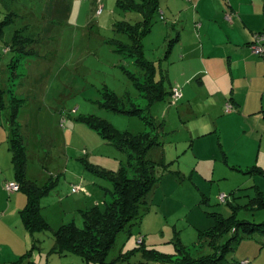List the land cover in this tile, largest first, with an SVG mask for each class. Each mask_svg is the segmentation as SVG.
<instances>
[{
  "label": "rangeland",
  "instance_id": "obj_1",
  "mask_svg": "<svg viewBox=\"0 0 264 264\" xmlns=\"http://www.w3.org/2000/svg\"><path fill=\"white\" fill-rule=\"evenodd\" d=\"M56 5H60V0H0V19L9 12L17 13L0 35V146L8 144L6 117L10 106L19 99L17 121L24 129L27 146L26 176L38 186L50 180L56 182L40 201L41 213L49 226L55 230L74 222L82 227L81 209L105 207L111 185L101 173L126 167V151L93 128L91 121L109 124L118 135L138 134L160 125L165 129V144L152 149L149 156L160 161L155 174H165L148 195V211L131 226L128 239L127 231L117 235L107 260L122 248L136 245L139 235L144 246L160 252L186 246L188 254L212 252L209 259L220 250L219 255L229 253V261L243 258L244 264H264V234L243 239L231 250L227 240L219 249L216 246L220 234L216 217L252 224L264 220V107L247 115L234 105L225 111L226 104L219 107L217 92L193 85L197 78L187 83L177 80L182 67L190 69L198 64V59L189 66L183 59L174 60L178 58L177 51L165 57L168 39L177 36L181 26L179 12L167 13L166 1L161 0L158 19L143 37L144 54L154 62L155 79L163 77L165 89L177 87L181 94L175 100L152 104L149 113L157 120L146 124L150 116L145 98L130 79L132 74H142V70L117 46V39H125L121 31L123 21H136L137 14L124 11L118 0H70L63 10H55ZM163 11L170 20H162ZM17 28L36 38V54L20 60V67L15 69L20 76L12 81L10 60L14 51L4 46ZM169 63L173 65L167 71ZM105 92L118 96L125 111L106 109ZM132 102L143 110L134 111L130 107ZM161 161L166 162V169ZM75 183H82L85 192H70L69 185ZM257 191L262 192L263 202ZM11 193L23 195L19 191ZM7 194L5 191L6 201ZM222 196L227 201L234 197L238 207L234 209L222 202ZM5 218H1L0 224L7 222ZM52 229L34 233L36 238L40 237L42 249H34L32 258L39 264H84L75 255L49 253L54 245ZM25 236L29 247L32 236L29 232Z\"/></svg>",
  "mask_w": 264,
  "mask_h": 264
},
{
  "label": "trees",
  "instance_id": "obj_2",
  "mask_svg": "<svg viewBox=\"0 0 264 264\" xmlns=\"http://www.w3.org/2000/svg\"><path fill=\"white\" fill-rule=\"evenodd\" d=\"M118 3L124 11L135 12L138 16V20L136 21H123L121 31L125 39H117V46L119 52L131 59L142 70V74L137 76L133 74L129 75H131L130 79H132L134 85L139 88L140 96L145 98L148 115L150 116L146 120V124L152 125L155 121L151 117V113H149V107L154 103L166 99L169 100L171 93L170 90L163 87V77L158 80L155 79L154 62L146 59L143 45V37L158 19L157 14L160 11L161 0H118ZM58 9H64L62 0H60V5L55 6V10ZM16 14V12H9L5 14V18L0 19V35ZM176 39L177 36L168 39V42L170 41L168 51L171 42H174ZM35 42L36 38L32 34L27 35L21 28L15 29L11 40L5 42L4 47L14 51L10 60V64L12 65L10 78L12 81L17 80L20 76V73L15 72L16 67H20V60L36 54ZM103 100V106L106 109L116 112L125 111L118 96L105 92ZM20 105V100L16 99L15 103L10 106V117L7 125L9 130L8 142L14 179L19 186L17 191H21L27 196V203L19 211L20 218L25 227L34 233L50 228L48 221L41 213L40 200L48 194L56 182L54 183L53 180H50L43 186H38L34 180L28 179L26 176L27 149L24 142V129L21 128L17 121L18 107ZM130 105L134 111L143 110L141 107L137 109V104L135 105L134 102ZM137 114L139 113L137 112ZM85 120L87 123L90 122L88 119ZM91 123L90 125L93 128L100 133L108 135L111 141L116 143L117 147L123 148L126 151L127 164L126 167H122L119 171L101 173L111 185V189H108L106 192L104 209H98L96 205L87 209H81L82 227L77 226L74 222H68L60 225L55 230L50 228L53 232L54 245L49 253H56L60 256L75 255L84 264H220L218 262L220 260L224 261V264H244L246 260L243 258L227 260L229 253L219 255L220 250L210 259L208 257H210L212 252L209 251L202 254V251H200L195 254H188L186 246H178L173 252H160L154 247L148 248L144 246V239L139 235L136 240L140 239L138 240L139 242H136V245H132V247L126 249L122 248L114 258L108 261L107 254L114 245L117 235L122 231H127V239L130 237L131 226L140 219V215L143 212L148 211V195L150 191L160 182L165 174H155V168L160 161H156L149 156V152L152 149L160 148L165 144V129L163 126L154 125L150 130L144 129L138 134L126 133L118 135L116 129H113L103 121H99V123L91 121ZM153 131L155 133H152ZM161 162L163 165H160L166 169V166H164L166 162ZM129 171L133 175L129 176ZM257 196L263 202L261 191H257ZM233 199L234 197L230 201H227L224 196V200L221 201L229 203L232 208L236 209L238 206H235ZM243 208L244 210H249L251 207ZM216 218L220 225L217 226L215 224L212 227L217 226L216 230L220 233L218 242L216 243L218 249L220 248V244L224 243V240L230 243L228 250H231L237 242L243 239L252 238L255 234H264V220L258 224H252L246 220V222H243L223 217ZM38 243L39 240L33 243L32 246L39 249ZM134 256H139L140 259L132 261L131 258ZM66 264L75 263L68 261ZM247 264H250V262L247 261Z\"/></svg>",
  "mask_w": 264,
  "mask_h": 264
},
{
  "label": "crops",
  "instance_id": "obj_3",
  "mask_svg": "<svg viewBox=\"0 0 264 264\" xmlns=\"http://www.w3.org/2000/svg\"><path fill=\"white\" fill-rule=\"evenodd\" d=\"M165 1L167 8H164V11L179 12L178 20L181 26L176 33L177 39L170 46L165 57L177 51L178 58L174 60L183 59V62H187L189 66L194 64L195 58L198 59V64L190 69L183 66L177 80L187 83L197 78L198 84L194 83V86L198 85L200 89H207L210 93L217 92V100L221 103L219 107L231 103L232 107L235 106L243 115L262 111L264 107V52L262 55H256L251 52L249 46L254 34L264 33V0ZM69 2L70 0H66L63 6L68 7ZM164 11L161 12L163 14V19L162 17L161 19L170 20L171 17L167 18ZM165 39H167V34ZM191 57L194 60H190ZM168 65L167 71H170L173 64ZM166 75L169 77L170 74ZM162 83L164 84V80ZM170 86L174 87L173 84ZM9 117L10 111L6 117V128ZM151 117L157 120L153 115ZM8 133L7 128V146H0V221L3 217L7 220L0 224V264H14L15 261L39 264L32 258L31 253L34 249H38L32 244L40 237L36 238L35 232L32 233L25 227L19 213L27 203V196L21 191L19 192L23 195L12 194L4 190L5 183L16 182ZM202 135L204 136V133ZM2 142L3 140L0 139V145ZM72 185L82 187V192L75 194L85 192L82 183ZM70 187L71 184L69 185L71 192ZM5 191L9 197L7 201L4 197ZM12 221L15 226L13 230ZM26 232L32 236L29 247H27ZM41 249L39 242L38 250ZM30 254L31 258H28ZM46 262H48L47 259Z\"/></svg>",
  "mask_w": 264,
  "mask_h": 264
},
{
  "label": "built area",
  "instance_id": "obj_4",
  "mask_svg": "<svg viewBox=\"0 0 264 264\" xmlns=\"http://www.w3.org/2000/svg\"><path fill=\"white\" fill-rule=\"evenodd\" d=\"M263 43H264V33H257L254 34L253 36V40L250 43V49L251 52L256 54V55H262L264 52V48H263ZM180 90L177 87H174L171 89V94H170V98H172L173 100L177 99L180 96ZM232 108L231 105H228V103L225 105V111H228ZM4 188L7 192H13V191H17L19 189V186L16 182H7L4 184ZM82 187L80 185H72L71 186V192H78L81 191ZM224 200V196H222V199Z\"/></svg>",
  "mask_w": 264,
  "mask_h": 264
},
{
  "label": "clouds",
  "instance_id": "obj_5",
  "mask_svg": "<svg viewBox=\"0 0 264 264\" xmlns=\"http://www.w3.org/2000/svg\"><path fill=\"white\" fill-rule=\"evenodd\" d=\"M170 91H171V89H170ZM171 94V93H170Z\"/></svg>",
  "mask_w": 264,
  "mask_h": 264
}]
</instances>
